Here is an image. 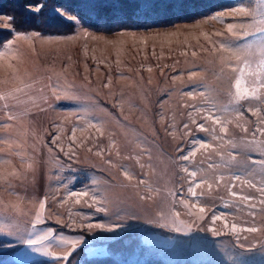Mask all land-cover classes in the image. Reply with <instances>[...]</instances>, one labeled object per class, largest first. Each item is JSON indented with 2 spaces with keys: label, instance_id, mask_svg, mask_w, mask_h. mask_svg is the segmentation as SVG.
<instances>
[{
  "label": "rangeland",
  "instance_id": "rangeland-1",
  "mask_svg": "<svg viewBox=\"0 0 264 264\" xmlns=\"http://www.w3.org/2000/svg\"><path fill=\"white\" fill-rule=\"evenodd\" d=\"M59 12L72 32L0 47V102L51 94L0 105L3 262L264 264V0L115 32ZM237 79L255 96L237 99Z\"/></svg>",
  "mask_w": 264,
  "mask_h": 264
},
{
  "label": "trees",
  "instance_id": "trees-1",
  "mask_svg": "<svg viewBox=\"0 0 264 264\" xmlns=\"http://www.w3.org/2000/svg\"><path fill=\"white\" fill-rule=\"evenodd\" d=\"M253 0H0V14L11 17V28H0V47L17 32H38L43 35L67 34L75 28L74 20L60 15L62 9L75 16L82 26L97 31L146 29L192 21L210 13L250 5ZM35 6H40L35 10ZM3 255V254H2ZM0 255V264L3 262ZM26 264H50L32 262ZM86 264H117L94 259ZM146 264H164L150 260Z\"/></svg>",
  "mask_w": 264,
  "mask_h": 264
},
{
  "label": "snow or ice",
  "instance_id": "snow-or-ice-1",
  "mask_svg": "<svg viewBox=\"0 0 264 264\" xmlns=\"http://www.w3.org/2000/svg\"><path fill=\"white\" fill-rule=\"evenodd\" d=\"M228 30H229V32H232V30H233V25L232 24H229L228 25ZM261 31H264V29H261ZM233 35H236V33L233 32ZM221 47L223 48V44L221 45ZM262 87H264V85H262ZM235 90H236V98L237 99H242V98H248V97H254L255 96V93L254 92H249L246 88L245 89H242V80L241 79H237L235 81ZM205 119L212 120L215 125L221 126V131L223 133H225V134L227 133V131H228L227 126L224 125V124H222V121L219 118H217L216 116H214L212 113H208L206 115ZM193 123H195V121H193ZM197 126L202 131L206 130L203 123L198 124ZM185 127H187V125H185ZM246 130L247 129H245V131ZM197 147L198 148H203V149H211L213 146L211 144L200 143V144L197 145ZM194 151L192 153H189L188 155L183 156L182 159L183 160H188L190 158V156L194 154ZM185 171L187 172L188 169H185ZM124 175L127 176L128 179H131V176L128 175V172H124ZM189 175L194 178V177H196L197 173H196V171H191L189 173ZM223 179H224L223 176H221L219 178L220 181H222ZM236 179H239V177H236ZM203 183H205V182L201 180L198 183H196L195 187H199L200 184H203ZM209 188H211V185H209ZM190 191H191V194L193 196L196 195V192L195 191H193L191 189H190ZM82 195H87V193H83ZM232 195L233 196H237L238 193L232 192ZM246 199L251 200L252 197H247ZM43 207H44V204H41V208H43ZM101 210H103V209H101ZM200 211L203 212L204 209L201 208ZM177 215H179V214L177 213ZM99 226L100 227H103V225H99ZM235 227L236 226L233 225V228H235ZM246 230L249 231V232H256V231H258V229L254 228V227L248 228ZM30 243H35V242L34 241H30Z\"/></svg>",
  "mask_w": 264,
  "mask_h": 264
},
{
  "label": "crops",
  "instance_id": "crops-1",
  "mask_svg": "<svg viewBox=\"0 0 264 264\" xmlns=\"http://www.w3.org/2000/svg\"><path fill=\"white\" fill-rule=\"evenodd\" d=\"M59 11V9H57ZM11 27V25H10ZM0 28L3 29H9L6 26H0ZM15 92L11 91L6 93V95H3V98L0 102V105L2 106H12V111H18L19 113H27L31 110L32 102L31 97L33 98L34 94H37L41 100H43V103L46 102L48 99L51 100V94L49 89L47 88H40L39 85L36 83H32L28 86H25L23 89L20 90H14ZM1 99V98H0Z\"/></svg>",
  "mask_w": 264,
  "mask_h": 264
}]
</instances>
